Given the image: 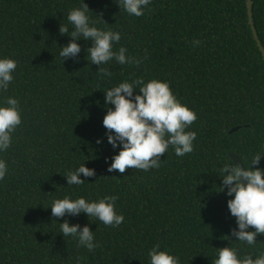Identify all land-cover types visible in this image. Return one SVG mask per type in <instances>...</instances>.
<instances>
[{
    "label": "trees",
    "instance_id": "trees-1",
    "mask_svg": "<svg viewBox=\"0 0 264 264\" xmlns=\"http://www.w3.org/2000/svg\"><path fill=\"white\" fill-rule=\"evenodd\" d=\"M85 3L93 20L98 15L107 23L98 27L122 33L114 50L126 47L127 55L140 59L147 52L148 59L139 66L112 61L105 67L113 75L102 79L86 57L90 41L78 42L81 53L74 59L59 56L70 40L60 26L81 0H0V58L18 61L0 102L18 98L23 121L11 147L0 153L9 168L0 181V264H77V257L79 264H148L147 253L157 243L181 264H213L217 249L229 245L241 255L264 252V234L252 248L231 236L236 222L227 207L230 197L216 188L222 185L220 169L232 163L229 153L244 167L254 154L264 155V60L246 0H152L142 17L120 12L115 0ZM252 14L264 48V0H252ZM153 78L168 82L196 113L186 129L197 133L194 151L177 157L170 146L159 169L108 172L118 150L102 125L103 92L122 81ZM85 162L96 176L81 175L83 185L68 186L64 176ZM256 167L264 169V157ZM108 195L118 196L116 211L125 217L119 228L85 214L52 217L55 199ZM64 220L89 226L99 247L89 252L63 237L58 223Z\"/></svg>",
    "mask_w": 264,
    "mask_h": 264
},
{
    "label": "clouds",
    "instance_id": "clouds-1",
    "mask_svg": "<svg viewBox=\"0 0 264 264\" xmlns=\"http://www.w3.org/2000/svg\"><path fill=\"white\" fill-rule=\"evenodd\" d=\"M115 3L120 12L127 13L129 17H142L146 9L151 11L152 0H115ZM89 13L93 14L85 0H81L80 7L69 10L68 23L61 24L60 33L70 37L69 43L60 47L59 56L63 62L74 59L81 53V45L78 43L81 40L91 42L92 46L85 49L86 57L91 64L99 66L97 73L102 79L113 75L110 68L105 67L112 61L121 65L139 66L148 59L147 52L143 59H140L127 55L126 47L121 46L114 50V45L120 43L122 39V33L98 27L97 24L100 22L107 23L101 16L95 14L98 19L93 20ZM193 44L198 46L200 41H193ZM17 67V60L0 58V96L8 92ZM137 88L139 91H136ZM134 92L138 94L134 95ZM103 93L106 115L102 125L106 129L108 144L113 150H118V154L110 158L108 172L118 170L122 174L129 168L144 172L153 168L159 169L161 156L170 146L177 157L194 151L197 133L186 129L197 120V115L177 99L168 82L155 78L147 82L143 79L122 81ZM22 122L20 100L15 96L5 97L0 102V153L11 147L13 133ZM103 142V139L96 141L97 144ZM262 157L264 155L254 154L250 167L242 168L232 162L220 169L219 178L222 185L216 187L220 189L217 193H224L230 197L227 200V207L236 222V228L232 229L231 236L236 238L241 247L252 248L259 244L256 238L264 234V169L259 167L253 169V166L260 164ZM85 164L86 162L64 176L68 186L83 185L86 179H81V175L85 178L96 176L95 169H89ZM8 171L7 162L0 159V181L6 178ZM117 200L116 195L104 196L97 200H88L83 196L76 199L65 196L62 199H55L50 209L53 218L85 214L88 218H96L105 226L119 228L125 217L116 211ZM58 224L60 234L76 240L77 247L85 248L89 252H94L99 247L95 232L89 226L81 228L79 224L71 225L68 220ZM250 228L254 230L249 231ZM147 256L148 264H181L178 255H174L168 249L161 250L159 243L148 251ZM79 260L77 257V264ZM213 264H264V252L255 257L250 254L241 255L238 248L229 245L217 249Z\"/></svg>",
    "mask_w": 264,
    "mask_h": 264
},
{
    "label": "water",
    "instance_id": "water-1",
    "mask_svg": "<svg viewBox=\"0 0 264 264\" xmlns=\"http://www.w3.org/2000/svg\"><path fill=\"white\" fill-rule=\"evenodd\" d=\"M246 9H247V18H248V23H249V26L251 28V31H252V35H253V38L254 40L256 41V45L263 57V60H264V48L258 38V35H257V32H256V29L253 25V20H252V0H246ZM238 128H235V129H232L230 132H235L237 131ZM229 158L231 159V161L236 164V165H240L242 168L244 167L243 164L240 162L239 158L234 154V153H229Z\"/></svg>",
    "mask_w": 264,
    "mask_h": 264
}]
</instances>
